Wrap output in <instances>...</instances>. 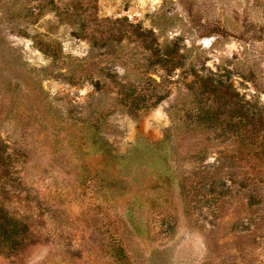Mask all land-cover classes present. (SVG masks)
Wrapping results in <instances>:
<instances>
[{"label": "rangeland", "instance_id": "1", "mask_svg": "<svg viewBox=\"0 0 264 264\" xmlns=\"http://www.w3.org/2000/svg\"><path fill=\"white\" fill-rule=\"evenodd\" d=\"M82 24L114 26L112 58L72 34ZM143 42L179 63L148 66ZM105 67L150 89L134 77L149 71L166 95L129 108L94 88ZM207 105L231 130L192 123ZM188 118L172 140L220 137L202 145L210 168L159 149ZM263 131L264 0H0V215L27 227L0 264H264L263 181L260 204H246L249 178L264 172ZM147 146L166 162L127 168ZM218 151L227 158L214 169Z\"/></svg>", "mask_w": 264, "mask_h": 264}, {"label": "trees", "instance_id": "2", "mask_svg": "<svg viewBox=\"0 0 264 264\" xmlns=\"http://www.w3.org/2000/svg\"><path fill=\"white\" fill-rule=\"evenodd\" d=\"M101 26V27H100ZM72 34L80 37V38H85L88 39L90 42V45L94 48L100 47L104 49L105 51L101 53L100 55H107L108 57L112 58L113 56V44L114 42H118L119 38L115 37L114 35V26L111 24H108L106 26H103L99 24L98 26H94V28L91 27H85L83 24L78 26V28H73ZM146 32V31H142ZM126 33V32H125ZM142 40V39H141ZM144 46L143 48L149 52L148 59L149 63L148 66H153L155 65H161L162 68L165 70L170 69L172 67H175L179 62V60L174 61L171 57L170 54H164L162 58H154L155 51L151 48V44H146L143 42ZM157 50V49H155ZM176 51V42L174 41L173 43V48H170L171 53H175ZM86 61L83 59H78V58H70L69 61L67 62V65L69 69L72 67L73 71L76 70H83L82 68L85 67ZM99 78L95 79L94 82H92L94 88H96L97 91L103 90L107 93L115 94L116 99L121 102L124 105H127L129 108H133L134 110L138 109H144V108H150L154 106L156 103H158L166 93L158 91L157 88L161 86L163 80L160 78V80H156L154 77L150 75L151 72L149 71H137L136 74H134V77L136 79L143 80L144 78H147L150 83L153 84L152 88H145L144 86H137L134 84L129 83L127 80L129 76H131V72H128L127 69L122 68V73L120 75L119 71H116L114 69L110 68H99ZM191 87H194L193 94L195 96L201 95L203 90H201L200 87H196L194 85H191ZM215 113L212 111L211 106L207 105L205 107H202L201 109H198L197 114L195 117H192L193 124L198 127L202 126V128L206 129H218L219 131H225L226 129L231 130V125L229 123H226V125H223V123L219 124V128H217L216 125V119H215ZM191 121L190 118L188 120H184L180 125L177 124V122H172V125L164 130L163 136L161 138V143L159 149H163V151H166V147L169 149L178 152L179 154L181 152L185 151V154L189 156V160L194 161L196 160V163L199 164V168H210V165H204L202 162V154L204 151V146L203 142L205 141H210V140H218L220 137H213V138H197L199 140H196L194 143V148L191 146H188L189 143H178L176 144L172 139L173 137L171 134L176 131L175 129H179L182 125L184 127H189V122ZM247 121V120H246ZM257 132V131H254ZM259 132V131H258ZM249 136L253 135L252 132L248 130L244 132V135L242 136H236L234 139L241 142L240 143V148L243 146V140L244 138H247V135ZM264 136V131L263 135ZM221 141H224L222 139ZM172 142V143H171ZM149 146L145 150H140V156L135 157L133 154L131 155L130 159L128 162H126V167H136V168H149L151 165L156 164L160 167L163 162H166V160L163 159V157L160 155L159 152H153L150 150V152H147ZM194 149V150H192ZM137 150H135L136 152ZM174 153V154H175ZM217 156L215 158V163L212 166L214 169H221L227 158V153L225 151H218ZM256 156L263 157V155L255 153ZM177 157V153L175 154ZM239 158V157H238ZM185 160L186 159H182ZM235 163H239V159L236 158ZM236 167L239 168V165L237 164ZM135 168V169H136ZM262 170V169H261ZM260 169L255 170V175L251 176L249 178V188H247L248 196H247V206H255L259 205L261 200H260V180L264 182V176L260 177L261 174L264 175V172H262ZM223 178H219V182H223ZM169 182V187L171 189H174V180L172 179L171 182L170 180H165ZM246 184V182H245ZM244 184V185H245ZM222 190L218 191H211L209 194H213L215 197L219 198L223 196ZM1 204H0V213L1 212ZM5 213V214H4ZM7 212L3 210V214L0 215V251H4V249H14L16 246H19L22 244L23 239L27 233V227L25 224H23L22 221L16 220L13 218L10 214H6ZM20 222H21V227H20ZM6 247V248H5Z\"/></svg>", "mask_w": 264, "mask_h": 264}]
</instances>
